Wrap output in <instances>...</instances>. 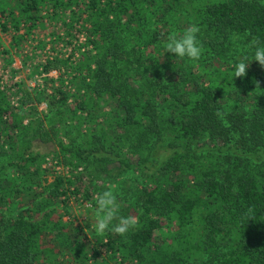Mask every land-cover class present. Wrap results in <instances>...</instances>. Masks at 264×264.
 I'll return each mask as SVG.
<instances>
[{"label":"trees","instance_id":"obj_1","mask_svg":"<svg viewBox=\"0 0 264 264\" xmlns=\"http://www.w3.org/2000/svg\"><path fill=\"white\" fill-rule=\"evenodd\" d=\"M6 3L1 16L25 34L42 7L77 10L94 51L75 92L59 82L42 116L23 107L45 89L34 100L25 92L19 109L0 92V264H264V68L250 61L232 79L231 66L264 43V0ZM193 23L201 58L164 53L167 37ZM48 157L90 169V185L98 172L136 174L122 212L138 227L89 240L67 205L93 194L63 177L47 183Z\"/></svg>","mask_w":264,"mask_h":264},{"label":"rangeland","instance_id":"obj_2","mask_svg":"<svg viewBox=\"0 0 264 264\" xmlns=\"http://www.w3.org/2000/svg\"><path fill=\"white\" fill-rule=\"evenodd\" d=\"M7 0H0V8L3 7L4 9L8 10L9 5L6 3ZM75 13V15L73 14ZM66 11L58 16H52V12L48 7H42L39 13V21L37 22V26L35 28L34 34L35 37L38 35V40L40 43L38 44L37 48H43L44 43L42 40L47 41L50 45V48H56V51L59 52L60 50H68L70 48H75L76 51H86L89 45L87 42L89 40L87 28L88 25L84 22L85 15H81L79 18L76 14L78 11L75 10L74 12ZM5 27L7 30L2 31V28ZM21 31V32H20ZM0 37L3 38V41L0 39V72L2 69H8L12 64L16 66H23V68H19L17 70L10 69L11 73L10 76L12 78L16 77L19 78L17 83H14L15 91L14 93L11 92L10 88L13 84V81L4 85L3 90L0 89V92H3L4 95L10 101L13 99L12 97L15 96L16 99L11 100L10 102H14L17 106L14 109H19L18 107L22 105V102L25 103V92H28L29 95L33 98V100L38 96L39 93L43 92L44 89L46 90L45 100L41 103H30L23 107V110L27 111L30 107H35L38 114L41 116L43 114L48 113L49 107L47 104L48 97L55 92L53 89L59 88L62 86L59 82H62L63 87L62 89L70 90L72 93L75 92V87L73 85V78L74 76L78 77L82 71V75L85 76V73L80 68V64L83 63V60L87 56V52L81 53L79 58L76 62L70 64L66 61H61V65L66 70L63 72L61 77L59 78L58 82H51L45 80L44 82V89H31L27 85L30 82V78L38 75V70L36 68V63H31V60L24 58L23 53L20 48H34L35 43H32L30 40V36L27 38H23L17 34H24L25 29L20 26L18 31H15L14 27L11 25L10 19H6L1 16L0 14ZM20 32V33H19ZM40 36L43 39H40ZM26 40H29L27 43ZM35 41V39H33ZM33 41V42H34ZM93 48V46H91ZM90 50V49H88ZM94 51L93 49L91 52ZM24 58V59H23ZM23 59V60H22ZM22 62V63H21ZM72 62V61H71ZM55 63V62H54ZM58 63V61H56ZM29 65V74L26 73L25 67ZM18 68V67H16ZM49 68V66H47ZM56 68V67H53ZM1 78V77H0ZM51 82V83H48ZM10 87V88H9ZM38 104V105H37ZM12 105V104H11ZM13 106V105H12ZM29 106V107H28ZM27 122L24 121V124ZM42 153H52L54 150L53 144H41L38 149ZM41 168L43 170H48L49 174L46 175L47 183H50L55 177H63L67 180H70L72 185L70 190L72 191L76 186L80 184L82 186H88L90 193L93 194V197L89 201L83 202L80 195L70 197L67 205V212L71 215L70 219H73L75 225L79 226L83 232L85 233L86 237L89 240H93L94 237L97 235L96 233L91 231L90 222L87 220L86 215L89 210V206L93 202L94 196L97 192V186L101 187H108L112 184L116 185L117 191L119 193V198L122 203V209L124 207V199H126V194L128 185H133L135 183L134 175H124L118 178L110 179L105 175V173L98 172L96 174V178L94 182L90 185L88 171L91 172L90 169H85L83 166L72 167L62 163L60 157H48L45 159L44 163L42 164ZM87 177L86 181H83L84 178ZM128 185L124 186V183ZM91 186V187H89ZM68 217H64V220H67ZM89 219L91 217L89 216Z\"/></svg>","mask_w":264,"mask_h":264},{"label":"clouds","instance_id":"obj_3","mask_svg":"<svg viewBox=\"0 0 264 264\" xmlns=\"http://www.w3.org/2000/svg\"><path fill=\"white\" fill-rule=\"evenodd\" d=\"M199 32L200 28L193 23L182 32L170 34L164 43V53H170L172 57L180 60L198 61L203 51L198 38ZM250 61L258 62L264 68V43L258 39L254 42L251 58L243 56L231 62L232 79L233 77H244ZM83 216L90 222L91 231L98 235L112 233L124 236L131 229L138 227L137 219L130 214H123L122 203L115 184L98 191L89 206L88 213Z\"/></svg>","mask_w":264,"mask_h":264},{"label":"built area","instance_id":"obj_4","mask_svg":"<svg viewBox=\"0 0 264 264\" xmlns=\"http://www.w3.org/2000/svg\"><path fill=\"white\" fill-rule=\"evenodd\" d=\"M35 29H33L29 34H17L22 36L23 38H27L28 36H30V41L32 43H35L34 48H20L19 50H21V52L19 53H23L24 58L29 57V59L31 60V63H36V68L38 70V75L31 77L30 78V82L27 83L28 87L31 89H44L43 85L45 80L51 81V82H58L59 78L61 77V75L63 74V72H65V68L63 66H59L56 68L50 67L48 69H45L46 66L50 65V63H54L56 61H66L69 62L70 64H72L73 62L75 63L76 60L79 58L80 56V52L84 53V52H89L91 51L93 48H91V46L88 47V49L90 50H82V51H76L75 48H70L68 50H63L64 52H62L61 50L59 52L56 51V48H50V45L47 43V41L42 40V42L44 43L43 48H37L38 44L40 43L38 40V35L35 37L34 34ZM1 33V32H0ZM0 39L3 41V38L0 37ZM35 39V41L33 40ZM40 39H43L40 36ZM29 40H26L27 43ZM34 41V42H33ZM23 58V59H24ZM22 59V60H23ZM72 61V62H71ZM22 63V62H21ZM61 65V64H60ZM18 67V68H16ZM23 68L22 64L21 66H16V65H11L10 67H8V69H2V71L0 72V89L3 90L4 85H7V83H10L11 81H13V84L10 88L11 92L14 93L15 91V87H14V83L18 82L19 78H12L10 76V69L13 70H17L19 68ZM29 65L28 67H25L26 73L29 74ZM18 71V70H17ZM13 99H16L15 96L12 97ZM11 99V100H13ZM10 100V101H11ZM13 107H16L17 105L14 102H10ZM29 107V106H28ZM87 177L84 178L83 181H86Z\"/></svg>","mask_w":264,"mask_h":264}]
</instances>
